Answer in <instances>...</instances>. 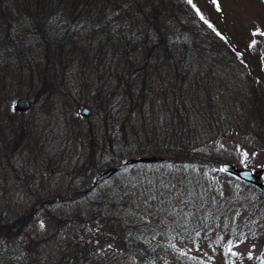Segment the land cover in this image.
Wrapping results in <instances>:
<instances>
[{"label": "trees", "instance_id": "16d2710c", "mask_svg": "<svg viewBox=\"0 0 264 264\" xmlns=\"http://www.w3.org/2000/svg\"><path fill=\"white\" fill-rule=\"evenodd\" d=\"M202 11L199 0H0V264H264V191L220 171L264 155V33L249 64ZM13 78L28 85L26 112L11 107ZM37 98L79 146L50 154L64 160L60 187L42 167ZM80 107L96 124L67 120Z\"/></svg>", "mask_w": 264, "mask_h": 264}, {"label": "rangeland", "instance_id": "374dc122", "mask_svg": "<svg viewBox=\"0 0 264 264\" xmlns=\"http://www.w3.org/2000/svg\"><path fill=\"white\" fill-rule=\"evenodd\" d=\"M219 1L218 5L216 7V3ZM199 4L201 6V10L203 15L208 16V13L211 14V19L216 20L217 22V27L219 30L223 31L227 38H229L230 43L232 45H235V47L241 51L242 57L246 59L247 62L250 63V61L253 59V61L261 60L259 58L255 59V52H259L257 48V42H255V39L258 38L257 34L259 33V36H262V32L264 33V1L263 0H199ZM221 7V8H220ZM220 9V10H219ZM257 67L260 68L261 70V61H258ZM26 75V74H25ZM65 88V87H64ZM33 88L30 90L32 91ZM28 85L24 84L21 85L18 84L15 81V78L11 79L8 81V92L10 97H13L12 99V105L11 107L13 108L15 101L19 98L24 97V94L27 93L28 91ZM55 93V92H54ZM221 96H228L225 92L220 93ZM26 98V97H25ZM60 97H53V101L57 102ZM29 99V98H27ZM228 99V98H226ZM44 100V99H43ZM30 101V99H29ZM42 98H37L35 101V105L32 109L33 113L37 116L38 114H43L41 118H43V128H44V135L49 136L44 138L43 140L41 139V142L46 144V148H44V153L46 155H50L53 152L57 153L59 156H64V160L67 158V154L70 152V145L72 151L75 148H78L76 139L74 137L68 139L67 135L63 130H59V125H56L55 122H62L64 115L63 114H53L55 110H50L47 113L50 114L47 117H45V109L50 108L46 100L42 103ZM60 105V103H58ZM30 108V107H29ZM28 108V109H29ZM52 108V107H51ZM83 107H80L77 109V111L74 110L75 113L69 112L67 113V120L70 121L71 118L74 119H80L83 116L80 115V110ZM88 108V107H86ZM28 109L26 111H28ZM90 109V108H88ZM91 114L88 117H83V118H90L93 120V124H96L94 121V112L92 109ZM22 111V112H26ZM40 116V115H39ZM62 119H59V118ZM66 118V117H65ZM59 122V123H60ZM63 125V124H61ZM66 130V129H65ZM63 131L64 134V142L63 143H57L54 142L55 140L59 139V132ZM48 132V133H47ZM54 133V134H53ZM228 145H231V141L227 140ZM241 142V141H240ZM79 145V144H78ZM56 150V151H54ZM77 150V149H76ZM51 155L48 157H45V160L42 163V167L47 169L46 174H50L52 178L51 185L53 188L60 187L61 184H64L65 182V169L64 167H61L64 163L60 162L59 165H55L53 163L54 159L51 161L50 160ZM133 159V158H132ZM258 164L256 165H251V167H247V165H242L239 164V167L243 168H251V169H263V172L260 173V179L262 183L264 184V155L261 157L260 160H258ZM221 171V169H220ZM102 172V171H101ZM97 173L93 178H92V185L94 178L98 175ZM225 178H230V177H225ZM16 191V190H15ZM14 193V192H13ZM13 193H10V199L13 200ZM43 194H41L42 196ZM18 201L22 202L25 204H28L29 201H31V198L26 197L23 193H19L18 196Z\"/></svg>", "mask_w": 264, "mask_h": 264}, {"label": "water", "instance_id": "95a60500", "mask_svg": "<svg viewBox=\"0 0 264 264\" xmlns=\"http://www.w3.org/2000/svg\"><path fill=\"white\" fill-rule=\"evenodd\" d=\"M30 101L29 99L22 97L19 98L15 101V104L13 106L14 110L17 112H22V111H26L29 107H30ZM91 114V110L83 107L80 110V115L83 117H88ZM135 159H128L124 162L125 165L131 164L133 162H135ZM152 161L151 158H147V157H141L138 159V162H145V163H150ZM222 172L228 173L234 177H236L237 179L251 184L255 187H257L258 189L264 191V184L262 183L261 179H260V173L263 172V169H249V168H243V167H239L236 165H233L231 163H227L224 162L221 164L220 166ZM116 172V168H109L107 170H104L102 172H100L93 181V184H95L96 182H100L106 179H109L114 173Z\"/></svg>", "mask_w": 264, "mask_h": 264}]
</instances>
